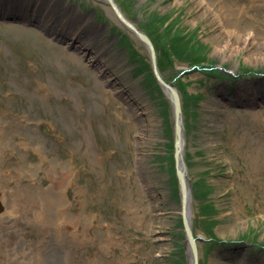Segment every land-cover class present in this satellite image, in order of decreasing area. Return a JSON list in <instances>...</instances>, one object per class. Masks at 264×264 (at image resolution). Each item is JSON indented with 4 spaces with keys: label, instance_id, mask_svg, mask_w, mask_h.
I'll list each match as a JSON object with an SVG mask.
<instances>
[{
    "label": "rangeland",
    "instance_id": "374dc122",
    "mask_svg": "<svg viewBox=\"0 0 264 264\" xmlns=\"http://www.w3.org/2000/svg\"><path fill=\"white\" fill-rule=\"evenodd\" d=\"M77 1L84 13L67 10L61 20L57 2L49 6L54 32L67 31V37L70 27L91 21L84 32L93 33L97 56L108 58L103 66L111 68L110 79L127 77L119 80L126 90L122 83L107 89L89 60L66 58L71 49L26 27L30 20L18 26L8 14L14 12L12 0H0V187L5 197L0 194L2 204L12 206L2 213L5 220L0 217V239L11 234L0 243V264H188L179 251L185 250L186 238L173 157L174 110L157 72L182 89L188 132L184 161L204 264H264V249L253 245L264 246V161L263 173L255 178L245 157L256 152L253 145L264 154V0H117L119 12L142 35L107 2ZM229 7L235 25L227 24ZM160 17L168 18L165 25L157 24ZM185 37L188 46L181 44ZM191 48L205 55V62L197 63ZM184 84L198 96L194 104ZM246 87L248 101L241 100ZM143 94L149 103L137 106L144 112L151 106L161 138L146 147L136 121L119 118L129 113L123 100L134 105L131 99ZM105 113L110 116L98 120ZM110 117L125 133L122 143L118 130L107 127ZM238 135L246 136L243 152L232 144V138L242 140ZM90 147L113 152L102 174L97 173L100 164L94 166L98 159L86 152ZM168 152L163 160L155 158ZM144 160L154 173H147ZM157 164L165 171L156 173ZM211 220L214 229L205 234L201 223ZM207 238L212 239L204 243ZM178 243L184 247L175 250Z\"/></svg>",
    "mask_w": 264,
    "mask_h": 264
},
{
    "label": "bare ground",
    "instance_id": "6f19581e",
    "mask_svg": "<svg viewBox=\"0 0 264 264\" xmlns=\"http://www.w3.org/2000/svg\"><path fill=\"white\" fill-rule=\"evenodd\" d=\"M98 1H100V0H98ZM103 1L107 2L108 4L111 5L109 0H103ZM113 1L115 2L116 5L119 4L117 0H113ZM55 2H57L58 6L60 8H62V9H58V12L62 15V16H60V18L57 17L60 20L63 19V17L67 16V10L71 14L79 13L80 15H82L84 13L81 11L82 8L78 6L77 0H70V1L62 0V2H61V0H12V2H11L12 5L9 6V10L14 11V12H10V13L8 12V14H10V16H13L16 18V20L19 23L18 26H20V27L22 26L24 21L30 20L31 25L26 24V27H30L32 30H34L36 33H38L40 36H42L44 38H53L52 44H56L58 41L65 43L64 46L68 49H71L70 53L66 54L67 55L66 58L69 57V58L73 59L74 61L83 60L84 58H86V60H89L90 64H93V66L96 67V69H97L96 77L100 78V80L102 81V83L104 84V86L107 89H109V88L114 89L116 87L117 83H122L121 88L126 90V85L123 86V82H121V81H125L126 80L125 78H127V77H125L124 79H123V77H118L117 79L113 78V80L110 79V77L112 75L111 68H109V67L105 68V66H103V62H107L108 58L103 55V61H102V59L97 56V54L100 51H98L97 43L94 44V42H93V40H94V38H92L93 33L90 32L89 29H88V32H84V31H87L86 29L89 27V24H91V21H89V19H88V21H89L88 25L78 23L76 25V27L75 26L70 27L69 28L70 34L68 33L67 37H64L66 35L67 31L65 33H63L62 35H59V34L54 32V26L51 24V21L54 19V16L52 14L53 10L51 8H49V6H51ZM234 12H235L234 9L231 7H229L227 9L226 21H227L228 25H235L236 24ZM127 20L131 22L130 19L127 18ZM16 23L17 22L14 19H12V24H16ZM36 23H39V25H40V27H38L39 29H37L34 26V24H36ZM97 25H99V24L97 23ZM77 32L80 35L83 34L84 37L79 36V34ZM136 33H137V31H136ZM68 37H70V38H68ZM50 44H51V42H50ZM91 45H93V46H91ZM110 47H109V51H106L105 54H108V52L112 51L113 47L112 46H110ZM22 49H24V48H22ZM101 51H102V49H101ZM221 51L222 50L220 49L217 51V53L221 52ZM78 53H79V55H78ZM93 54H95V55H93ZM155 57H156V54H155ZM63 58L66 59L65 56L62 55V63L61 64H63ZM60 68L64 69L63 67H60ZM125 76H128L127 72H126ZM102 77L106 80L107 83L104 82L105 80H102ZM119 80H121V81H119ZM163 80L167 85H169L168 89H165V87L163 86V90H164L165 94L168 96V98H170L169 96L172 95L173 89H174L175 91H177L176 94H179V96L181 97V100H182V95L179 92L180 90L182 91V89L179 90V88L177 87V85L175 83L169 82L165 78ZM186 85L187 84H184L183 90L186 92L185 94H186V96H188V100L189 101L191 100V103L194 104L193 100H198V96L197 95L193 96V94H191L189 91H187ZM259 86L260 85H257L254 88L258 89ZM248 89H249L248 87L241 89V94H242L241 100L242 99L245 101L249 100L250 97L246 93L247 91H250ZM151 97H152L151 94H149V92H148L147 93V99L151 98ZM202 97H203V93H202ZM131 100L134 101L133 102L134 105L130 104L131 102L128 103L127 99L123 100V104H124L125 108H128V106L130 107L129 113L128 114L122 113L119 116V118L124 122H128V118H130V117L133 118L134 121H136L135 125L137 128V131L140 134V136H143V138H144V142H143L144 147H146L147 144H153V142L156 145L161 140V138H159V136L156 135L158 123L150 118V115L152 116L154 114V111L150 105H149L150 108L146 109L145 112L143 111L142 108H139L137 106L138 104L143 103L145 101H147V103H149V101L146 100V98L144 97V94H143V97H140V100H139V98H132ZM229 100H231V99L229 98ZM169 102H170L171 106L174 107L172 100H169ZM181 107H182V103H181ZM105 109H106V111H108V109H109L108 106H105ZM216 112H218L217 109H216ZM196 114L198 116V112H196ZM105 115L110 116L109 113H105V114L100 115L98 120L103 119ZM181 117L182 118H181L180 127L183 128V131H184L183 132V140L181 141V148H176V134H175V137H174V155H173L175 160H177L179 157V163H183L184 160L182 159V154L185 155V151L187 152V146H186V144H187V142H186L187 128L185 129V124L183 121L184 118H183L182 112H181ZM214 117H217V115H214ZM143 118H145V121L143 120ZM139 121H141L142 127H139V123H138ZM174 121H175L174 122V128L176 130L177 129V123H176L175 115H174ZM215 122L217 123L216 119L213 120V124L216 127ZM107 127H109V128L114 127L118 130V135H119L118 141L122 143L123 138H120V134L125 136V133L120 129V124L117 123L116 121L112 120V118H111V123H108ZM82 133H84V129L82 130ZM238 138L242 139V140L232 138V144L236 145V147H238V148H242L241 145L244 144L243 140H245L246 136L242 137V136L238 135ZM170 143H171V141H170ZM155 147H154V149H155ZM167 147H168V149L170 148L169 145H167ZM253 149L256 152L254 154H251V155L245 156V157L248 158L249 163L251 165V168L248 171H250L253 174H256L255 178H257L259 174L263 173V169H262L263 167L261 166V163L264 161V154L262 153V150H258V148H255L254 145H253ZM86 152L90 153L91 156H93L99 160V161L95 160L94 166H95V168H97V165L100 164V170L97 169V173L102 174L104 172V168H105L104 163L107 162V159L109 158V156L111 154H113L112 150H109L107 152H96V151H92L91 147H90V149H86ZM242 152H243V148H242ZM167 156H170L169 152L164 157H161V155H157V156H155V158L163 160ZM151 158H152V155L150 157V160H151ZM155 158H154V160H156ZM142 163H143V160H142ZM144 164H145V168L148 169V171H149L147 173L151 174V172H153V173L155 172V169H153V168L150 169V167H149V165H153L151 162L149 163L148 160H144ZM167 164H168V162H167ZM186 167H187V164H186ZM156 168H157L156 173L157 172L162 173L165 171L161 165L157 164ZM187 170H188V167H187ZM175 172L178 175L177 161H176ZM147 173H144V174L146 175ZM156 173H155L154 177H157ZM189 180L190 179L188 178V187H186V193L189 194L190 204H189L187 210H185L184 207L181 206V211H179V212H180L181 217L183 218L184 221H189V224L191 227V232L195 236V233H194V210H193V206H192L193 205V203H192L193 202V194H192L191 185L189 184ZM105 188H106V186H105ZM0 193L2 194V197L4 198L5 197L4 187H0ZM1 194H0V217L4 218V215H6L7 213H5L4 215H2V213L4 211H6L7 208L11 211L12 206L7 204V208H6V206H4L2 204ZM130 195H131V192L128 194L127 198H129ZM53 196H54L53 193L50 192V197L53 198ZM99 199H102V198L96 197L95 201H97ZM160 199L162 200L163 198L160 197ZM59 205H62V206L64 205V199H62V198L59 199ZM67 217H68L67 213L64 210H62L61 211V219H66ZM5 219L6 218H4L3 220H5ZM201 219L202 218L200 217L198 220L199 225H200ZM3 220L0 222V225L4 224ZM211 221L213 222V224L206 223V222L201 223V227L204 226L203 232H205V234L209 233L210 230L214 229L216 221H214V220H211ZM71 225L74 228L77 227V225L74 223ZM184 231H185V238H186L185 239V250L184 251L182 250L183 249L182 246L184 247V245L183 244L181 245L180 243H178L177 246H174V249L176 250V249L182 248V249H179V251L184 253L186 256H189V258L191 257L193 260H194L193 253L198 252L199 253L198 260H200L199 264H204L203 260H206L207 256H205V255L203 256V254L201 256L202 251L200 248V242L199 241L196 242L198 250H197V248H196V250H192V246L190 244L188 246V242H187L188 236L186 233L185 223H184ZM9 235H11V234L7 233L4 235V237H1L0 243H2L5 240V238L9 237ZM211 239L212 238H207V240L205 239L203 241H204V243H206V242H208V240H211ZM99 240L104 241L105 236H100ZM253 240L255 241V238H253ZM253 245L259 247V250H261V248L264 249L263 245L259 246L256 242ZM230 250L233 251V250H235V248H230ZM225 253H227V252L224 251V252L220 253V255L225 254Z\"/></svg>",
    "mask_w": 264,
    "mask_h": 264
},
{
    "label": "water",
    "instance_id": "95a60500",
    "mask_svg": "<svg viewBox=\"0 0 264 264\" xmlns=\"http://www.w3.org/2000/svg\"><path fill=\"white\" fill-rule=\"evenodd\" d=\"M109 2L111 3V5L113 6L114 9H116V12L118 13L119 16L123 15L121 14V12H119L118 8L116 7L117 5L115 4V2L113 0H109ZM124 18V17H123ZM124 22L127 23V25L136 33H140L137 28H135L132 24L128 23L125 18L123 20ZM140 35H142L140 33ZM149 46L148 49L152 50L153 52V56H152V60H153V66L155 71L157 72V65H156V57H155V53L153 50V47L151 46V43L149 42V40L146 38L144 40ZM157 77H158V81L160 82V84L162 85V87L164 86L165 89L169 88V85H167L164 80H162L161 76L158 74V72L156 73ZM177 91H175L173 89V93L172 95H170L169 99L172 100L173 102V110H174V115H175V119H176V123H177V129L175 130V134H176V148H181V141L183 140V128L180 127L181 125V112H182V107H181V97L179 96V94H176ZM182 159L184 160V155L182 154ZM177 161V169H178V182H179V186H180V193H181V198H182V206L184 207L185 210H187L189 204H190V199H189V194L186 193V187H188V170L185 164V161H183V163H179V157L176 160ZM185 223V227H186V233L188 236L187 242H188V246L189 244L192 246V250H196L197 248V244L196 242L198 241V239L196 237H194L193 233L191 232V227L189 224V221H184ZM198 250V248H197ZM194 255V260L189 256L188 257V264H199L198 260V256L199 253H193Z\"/></svg>",
    "mask_w": 264,
    "mask_h": 264
},
{
    "label": "trees",
    "instance_id": "16d2710c",
    "mask_svg": "<svg viewBox=\"0 0 264 264\" xmlns=\"http://www.w3.org/2000/svg\"><path fill=\"white\" fill-rule=\"evenodd\" d=\"M167 20H168V18L167 17H160L159 18V21L157 22V24H163V25H165L166 24V22H167ZM172 30V28L170 27L169 28V30H168V32H170ZM187 38L185 37V38H183L182 39V41H181V44L182 45H189V42H190V39H188V40H186ZM180 50V47L178 48V50L177 51H179ZM185 54V52L184 51H180L179 52V55H184ZM189 54L191 55V54H194L195 55V58H197L195 61L197 62V63H199V64H202L203 62H205V60H206V56L204 55V56H202V54L201 53H199V52H197L194 48H191V49H189ZM170 57V56H169ZM166 58H168V56L166 55ZM199 64H197L198 66H199ZM149 81L152 83V85H156V84H158L157 83V81L154 79V77H153V75H151L150 74V76H149ZM178 262H180V260L178 261Z\"/></svg>",
    "mask_w": 264,
    "mask_h": 264
}]
</instances>
